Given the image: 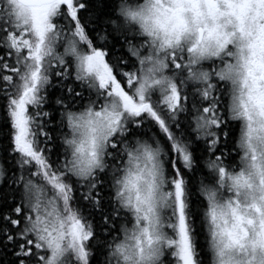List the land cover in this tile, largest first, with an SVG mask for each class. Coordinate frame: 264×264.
Segmentation results:
<instances>
[{"label":"snow or ice","instance_id":"1","mask_svg":"<svg viewBox=\"0 0 264 264\" xmlns=\"http://www.w3.org/2000/svg\"><path fill=\"white\" fill-rule=\"evenodd\" d=\"M0 264H264V0H0Z\"/></svg>","mask_w":264,"mask_h":264}]
</instances>
